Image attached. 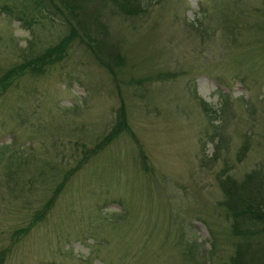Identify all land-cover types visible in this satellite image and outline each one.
Returning a JSON list of instances; mask_svg holds the SVG:
<instances>
[{"label":"rangeland","instance_id":"obj_1","mask_svg":"<svg viewBox=\"0 0 264 264\" xmlns=\"http://www.w3.org/2000/svg\"><path fill=\"white\" fill-rule=\"evenodd\" d=\"M85 1L124 57L107 70L74 38L0 91V264H223L234 239L217 173L264 169V0H138L135 14ZM45 15L32 33L0 9V73L31 38L41 51L66 33L61 14ZM121 102L129 131L13 239L117 126Z\"/></svg>","mask_w":264,"mask_h":264},{"label":"trees","instance_id":"obj_2","mask_svg":"<svg viewBox=\"0 0 264 264\" xmlns=\"http://www.w3.org/2000/svg\"><path fill=\"white\" fill-rule=\"evenodd\" d=\"M115 10L123 13L135 14L140 10L138 0H108ZM85 0H0V9L9 16L21 21L22 26L30 28L34 32V24H42V15L50 18L53 12L62 15L63 22L68 29L54 43L47 44L41 51L33 48L32 38L26 46H21L22 59L16 64L6 67L0 73V91L10 84L22 73L37 76L44 72L42 65L54 61L60 56L65 44L77 38L101 65L113 71L112 67L122 63L123 54L118 47H111L103 39L107 32V22L99 15L94 4L88 6ZM95 7V8H94ZM11 14V15H10ZM101 16V17H100ZM98 28L102 29V32ZM101 33V35H97ZM33 35V34H32ZM147 76L136 77L135 81H141ZM206 112L210 107L205 101H201ZM124 106L120 103L117 110L116 127L106 132L92 147H83L79 160L70 166L62 175L58 185L52 190L51 197L45 202L43 208L34 213L32 220L22 229L14 231L12 238H19L25 234L29 227L42 220L51 207V199L56 196L57 190L63 182L73 174L75 170L106 143H109L121 130L129 131L124 120ZM87 149V150H86ZM143 161V160H142ZM144 163V162H143ZM144 166V165H143ZM145 167V166H144ZM217 182L222 195L226 199L217 200V205L222 206L230 218V237L232 252L223 264H264V169L255 167L245 172L241 180H236L229 173L220 175L217 173Z\"/></svg>","mask_w":264,"mask_h":264}]
</instances>
